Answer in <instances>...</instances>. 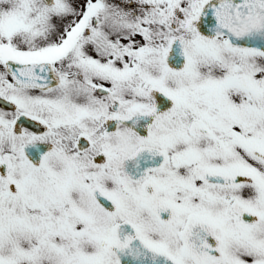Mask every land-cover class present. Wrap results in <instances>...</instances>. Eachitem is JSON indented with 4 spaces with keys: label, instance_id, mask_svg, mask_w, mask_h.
I'll list each match as a JSON object with an SVG mask.
<instances>
[{
    "label": "snow or ice",
    "instance_id": "6c2138e0",
    "mask_svg": "<svg viewBox=\"0 0 264 264\" xmlns=\"http://www.w3.org/2000/svg\"><path fill=\"white\" fill-rule=\"evenodd\" d=\"M0 264H264V0H0Z\"/></svg>",
    "mask_w": 264,
    "mask_h": 264
}]
</instances>
